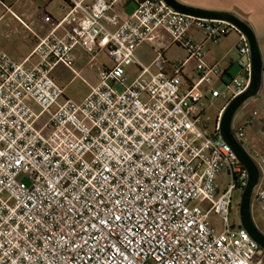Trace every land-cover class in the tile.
I'll list each match as a JSON object with an SVG mask.
<instances>
[{
    "label": "built area",
    "instance_id": "obj_1",
    "mask_svg": "<svg viewBox=\"0 0 264 264\" xmlns=\"http://www.w3.org/2000/svg\"><path fill=\"white\" fill-rule=\"evenodd\" d=\"M118 1L65 0L63 17L43 12L51 29L27 58L0 52V264H264V248L230 221L248 170L219 127L227 103L251 82L247 38L228 21L181 13L164 0H137L122 19L111 14ZM191 28L211 40L240 35L245 59L222 87L214 85L224 76L220 63L205 60ZM162 30L188 53L171 74L163 53L157 71L136 56ZM78 47L91 66L98 52L112 62L81 101L52 76L59 64L78 73ZM191 61L195 77L185 82ZM133 64L135 77L127 72ZM217 99L225 104L209 127L206 102ZM259 112L233 123L245 147ZM45 114L47 134L37 127ZM250 153L262 172L254 203L264 213V153Z\"/></svg>",
    "mask_w": 264,
    "mask_h": 264
},
{
    "label": "crops",
    "instance_id": "obj_2",
    "mask_svg": "<svg viewBox=\"0 0 264 264\" xmlns=\"http://www.w3.org/2000/svg\"><path fill=\"white\" fill-rule=\"evenodd\" d=\"M55 1L56 0H11V3L8 4L7 0H0V12H11L12 16L9 18V23L11 25H15L13 32L16 34V37H10L12 34H8V37L5 39L8 46L11 48V56L20 61L24 60L32 52L37 39L49 32L51 26L42 21V12L46 11L51 13L57 19L65 15L68 8L65 0H61V2ZM134 1L137 3V0ZM179 1L199 8L233 12L247 20L256 32L264 59V0ZM53 3L55 4V9L59 12L55 13L49 9ZM127 3L128 0H119L111 11V14L117 13L122 17V19L131 14L136 6L127 5ZM17 12L23 13L18 14ZM14 14L20 16L26 25L18 20ZM107 24L111 28L117 27V24ZM59 31H62V29ZM189 35L193 39L203 42L204 49L206 51L205 60L208 63H220L224 76L222 77V80L217 78L214 79V85L216 87H218L219 84L222 85L224 81L233 76V73L238 67V60L244 58L238 50L240 40L238 32L233 31L218 40H211L206 36L204 31L198 30L197 28H191L189 30ZM160 53H163L167 60L164 71L168 74L173 73L174 63L182 62L188 56L187 51L183 47L173 43L171 35L165 30L160 31L155 39L141 42L136 48V56L138 59L146 66H149L153 71L158 70L156 60ZM74 56L75 69L90 84L89 93L91 86L98 82V70L103 66H111L112 62L104 52H98L96 62L93 66H91L89 64V54L81 47L74 50ZM35 61L36 57H32L30 59V62ZM127 72L131 77L137 76L139 73L138 66L136 64L129 66L127 68ZM52 76L61 86L65 88L66 96L73 99L74 94L70 89L69 81L64 78L57 77L54 74V70L52 71ZM183 76L185 82H188L195 77L194 61L185 65L183 69ZM263 93L264 78L263 87L259 95H262ZM221 106L219 108H221ZM43 125L39 129H43ZM253 127H255V125L247 130V134ZM43 131L46 134L49 133V129H43ZM222 176L225 177L224 173L220 176V178Z\"/></svg>",
    "mask_w": 264,
    "mask_h": 264
},
{
    "label": "water",
    "instance_id": "obj_3",
    "mask_svg": "<svg viewBox=\"0 0 264 264\" xmlns=\"http://www.w3.org/2000/svg\"><path fill=\"white\" fill-rule=\"evenodd\" d=\"M164 1L181 13L207 19L228 21L240 30L249 42L252 64L250 85L243 93L235 96L227 103L219 119V127L222 138L231 146L240 162L248 170V183L242 193L238 209L241 225L264 248V231L258 226L253 215L254 192L261 179V168L256 159L237 138L233 128L234 118L239 109L247 100L257 97L263 87L264 59L256 32L247 20L233 12L199 8L182 3L179 0ZM136 4L134 0H128L127 3V5L131 6H136Z\"/></svg>",
    "mask_w": 264,
    "mask_h": 264
},
{
    "label": "rangeland",
    "instance_id": "obj_4",
    "mask_svg": "<svg viewBox=\"0 0 264 264\" xmlns=\"http://www.w3.org/2000/svg\"><path fill=\"white\" fill-rule=\"evenodd\" d=\"M55 2H61V0H56ZM7 3H11V0H7ZM49 9L53 12H59L55 9V4L53 3ZM18 14H22L23 12H17ZM29 13V12H28ZM43 15V12H42ZM2 16V17H1ZM12 16L11 12H0V52H6L9 55L12 53L11 48L8 46L5 39L8 37V34L10 37L15 38L16 34L13 32L15 25H11L9 23V18ZM37 42V41H36ZM245 59V58H244ZM238 66V65H237ZM239 71V68L235 70L233 75H236ZM54 74L59 78H64L70 83V89L72 91L73 99L76 101L83 100L89 91V82L85 80L84 77L78 72H74L71 68H69L65 64H59L54 69ZM119 89H121L120 86H117ZM218 87H222L221 84L218 85ZM260 99V100H259ZM223 99H217L213 105H210L208 102H206L207 106V113H206V119L209 127H211L215 121L218 108L222 105H224ZM264 93L262 95H258L257 97L250 98L245 102V104L239 109L237 112L234 123H239L241 120H243L253 109L260 110L259 115L256 117V121L254 123L255 127H253L247 134L248 141L246 144V148L252 152L253 154H256L257 152L264 153ZM58 108V105L55 104L52 107L53 111H56ZM48 114L43 115L41 120L37 123V127L41 128L42 125L47 121ZM220 181L222 183V188L227 186V180L225 177H221ZM242 193L240 191L234 192V203H236L238 200L241 199ZM207 205V204H206ZM208 206V205H207ZM253 215L254 218L258 224V226L264 231V213L262 212L261 208L259 207V204L257 202L253 203ZM237 218L236 221H234V218ZM213 223L215 224L217 229L221 228L220 219L219 216L216 214H213L211 217ZM230 221L232 223L239 224L240 218L238 214V210L234 207L231 214H230Z\"/></svg>",
    "mask_w": 264,
    "mask_h": 264
}]
</instances>
